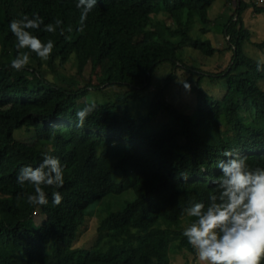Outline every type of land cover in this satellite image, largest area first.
<instances>
[{
    "label": "trees",
    "instance_id": "obj_1",
    "mask_svg": "<svg viewBox=\"0 0 264 264\" xmlns=\"http://www.w3.org/2000/svg\"><path fill=\"white\" fill-rule=\"evenodd\" d=\"M215 1L98 0L80 32L77 0H0V264H175L173 255H195L182 236L193 219L183 210L207 205L224 151L264 168V61L245 50L252 39L243 17L250 7L264 13V6L229 0L235 10L224 23L225 45L217 47L191 33L195 19L201 32L209 30ZM37 14L44 24L60 19L64 35L43 25L28 29L54 48L47 61L31 54L18 72L11 60L27 49H17L9 23ZM255 45L264 49V41ZM187 47L232 57L219 73L205 72L182 59ZM71 62L79 77L66 74ZM164 62L174 71L154 88L153 73ZM177 71L196 95L186 111L166 98ZM206 83H224L223 96L207 92ZM140 99L146 106L139 114L133 102ZM93 102L95 110L77 127L76 112ZM19 129L25 133L16 138ZM45 153L60 160L64 184L44 187L48 205H30L34 187H21L17 174L37 167ZM130 190L131 200L99 220L96 241L76 247L92 207ZM54 191L63 197L59 206L52 204Z\"/></svg>",
    "mask_w": 264,
    "mask_h": 264
},
{
    "label": "clouds",
    "instance_id": "obj_2",
    "mask_svg": "<svg viewBox=\"0 0 264 264\" xmlns=\"http://www.w3.org/2000/svg\"><path fill=\"white\" fill-rule=\"evenodd\" d=\"M97 3L98 0H77L76 7L81 10L78 31L83 32L88 13ZM62 24L60 19L55 24H44L38 14L31 19L24 15L11 20L9 28L16 38L17 49H27L11 60V68L18 72L24 70L33 53L43 61L51 56L53 41L44 43L28 29H41L43 25L42 30L45 32L55 33L59 29V34L64 35ZM257 70H262L259 61ZM183 87L191 90L187 82H183ZM95 108L93 102L78 110L75 114L76 126L82 128ZM223 155L226 159L217 162L221 174L211 181L216 190L209 196L207 205L197 202L183 210L193 219L183 229L182 236L194 250L200 264H260L264 259V168H250L245 157L231 150H225ZM63 172L60 160L45 153L37 167L20 168L17 183L21 187L26 183L34 187V194L27 195L30 205L46 206L49 201L43 189L62 188ZM62 199L59 191L52 192L53 206H59Z\"/></svg>",
    "mask_w": 264,
    "mask_h": 264
},
{
    "label": "rangeland",
    "instance_id": "obj_3",
    "mask_svg": "<svg viewBox=\"0 0 264 264\" xmlns=\"http://www.w3.org/2000/svg\"><path fill=\"white\" fill-rule=\"evenodd\" d=\"M254 3L259 7L264 6V0H254ZM234 10V2H229V0H216L209 9L210 17L214 20V22H212V24L209 26V30L204 33L201 32L200 28L203 26V24L201 21L195 19L194 24L193 22V25L191 24L192 35L196 36L197 34H200L203 38L210 39L212 43L217 47H223L225 45V35L223 33L224 23L234 13ZM243 17L246 27L251 31L252 39V42H249L246 45L245 50L252 57L264 61V49L255 45V43L264 41V13L258 14L255 11L254 7H250L245 10ZM231 57L232 53L226 51L217 52L212 57H208L200 53V51L198 50L187 47L184 50L182 59L191 65H195L196 68L205 72L207 71L211 73H219L227 67ZM68 66L69 71L72 72H64L66 74H75L77 77H79L76 73V66L73 64V62L69 63ZM173 71L174 70L172 62L162 63L153 73V87L156 88L159 85L163 84L167 77ZM177 74L178 75L176 76L178 77V79L173 78L170 81V86L167 91L166 98L168 102L173 104L175 107L179 108L180 110L186 111L187 109L194 108L196 104V95L186 90L182 86V79L184 80L186 76H183L181 78L182 74L180 71H177ZM49 76L51 78L53 77L52 74H49ZM85 76L87 78L86 80H89V70L86 71ZM94 81H96L95 78ZM261 83L264 87V79L261 80ZM203 87L207 92H210L218 97H222L226 89V85L224 83H220L218 85H210L209 83H206ZM108 90L109 92H111V87H109ZM120 90H122V88H120ZM144 100L140 99L133 102L134 110L139 114L145 112L144 107L146 106V103L144 102ZM160 120L162 121V123H167L169 121V116H161ZM23 130L24 129L16 130L14 132V136L16 138H21L25 133L23 132ZM133 196L134 194L132 190L121 195H108L104 197L97 205L93 206L91 214L88 218V222L84 229L81 230L75 246L88 247L92 245L98 237V226L101 217L109 214V212L121 209L127 201L133 198ZM44 218L45 215L40 209H38L35 214V221L37 223H41ZM172 260L175 264H200V262L196 260L194 254L185 252L173 255Z\"/></svg>",
    "mask_w": 264,
    "mask_h": 264
}]
</instances>
